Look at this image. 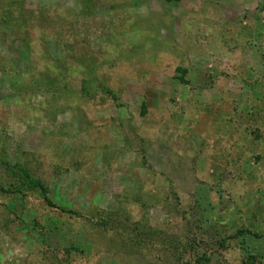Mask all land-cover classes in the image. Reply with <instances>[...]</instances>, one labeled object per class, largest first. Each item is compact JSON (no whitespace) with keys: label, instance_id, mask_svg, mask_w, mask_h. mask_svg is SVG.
Returning <instances> with one entry per match:
<instances>
[{"label":"rangeland","instance_id":"obj_1","mask_svg":"<svg viewBox=\"0 0 264 264\" xmlns=\"http://www.w3.org/2000/svg\"><path fill=\"white\" fill-rule=\"evenodd\" d=\"M0 264H264V0H0Z\"/></svg>","mask_w":264,"mask_h":264},{"label":"trees","instance_id":"obj_2","mask_svg":"<svg viewBox=\"0 0 264 264\" xmlns=\"http://www.w3.org/2000/svg\"><path fill=\"white\" fill-rule=\"evenodd\" d=\"M30 185H31V188H33V189H36V188H39L40 189V191H41V193H42V195H43V197H44V199H45V201H47L48 199L46 198V189H45V187L43 186V185H41V184H39V183H36V182H34V181H30V183H29ZM47 203H49L48 201H47Z\"/></svg>","mask_w":264,"mask_h":264}]
</instances>
